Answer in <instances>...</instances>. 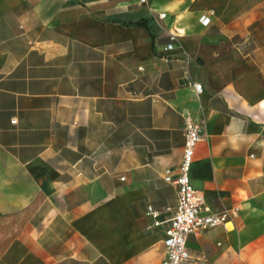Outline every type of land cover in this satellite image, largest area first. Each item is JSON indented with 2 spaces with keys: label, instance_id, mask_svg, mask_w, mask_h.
Returning <instances> with one entry per match:
<instances>
[{
  "label": "crops",
  "instance_id": "crops-1",
  "mask_svg": "<svg viewBox=\"0 0 264 264\" xmlns=\"http://www.w3.org/2000/svg\"><path fill=\"white\" fill-rule=\"evenodd\" d=\"M184 111L238 210L181 264H264V0H0V264H160Z\"/></svg>",
  "mask_w": 264,
  "mask_h": 264
},
{
  "label": "built area",
  "instance_id": "built-area-1",
  "mask_svg": "<svg viewBox=\"0 0 264 264\" xmlns=\"http://www.w3.org/2000/svg\"><path fill=\"white\" fill-rule=\"evenodd\" d=\"M140 3L146 0H138ZM165 15L160 14L163 18ZM202 23L207 24L209 19L205 16L201 17ZM174 36L170 37V42L165 45V49L170 51L173 49ZM195 94L202 92L200 83L188 81ZM183 121V151L180 165L173 174L171 170L165 171L164 179L171 182L177 187V202L173 216L169 221V226L165 231L164 245L165 258L160 264H181L182 261L188 259L189 253L186 247V240L189 234H198L202 231L224 225L234 215L238 208L223 209L220 212H211L205 204L203 194L195 189L190 183L189 172L193 161V155L196 143L203 137L204 119L193 116L189 111L182 113ZM16 122V119H12ZM147 214L154 219L157 212L151 207H147ZM154 224H158L157 220Z\"/></svg>",
  "mask_w": 264,
  "mask_h": 264
}]
</instances>
